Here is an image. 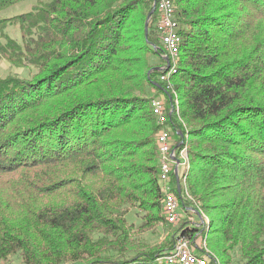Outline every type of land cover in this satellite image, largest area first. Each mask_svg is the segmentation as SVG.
Wrapping results in <instances>:
<instances>
[{"label": "trees", "instance_id": "trees-1", "mask_svg": "<svg viewBox=\"0 0 264 264\" xmlns=\"http://www.w3.org/2000/svg\"><path fill=\"white\" fill-rule=\"evenodd\" d=\"M21 1L0 0V13ZM31 1L0 15V57L29 70L0 76V264H166L157 258L179 236L201 250L205 239L210 264H264V0H174L179 117L153 63L163 61L156 8L145 32L153 0ZM159 94L189 160L171 172L172 192L208 222L197 215L147 245L139 233L173 224Z\"/></svg>", "mask_w": 264, "mask_h": 264}, {"label": "built area", "instance_id": "built-area-1", "mask_svg": "<svg viewBox=\"0 0 264 264\" xmlns=\"http://www.w3.org/2000/svg\"><path fill=\"white\" fill-rule=\"evenodd\" d=\"M154 3L157 9L155 31L163 47L162 56L164 59L167 58V62L160 69V79L166 83L167 89L173 93V97L170 96L171 107L169 114L174 110L179 117V98L172 88L170 78L177 71L180 55L179 46L181 39L179 32L181 25L175 14L176 6L174 0H154ZM151 108L160 127L156 135V144L159 152V183L163 192V213L166 221L174 224L180 218V207L176 196L172 192L170 174L174 171L176 164L178 167L180 165L182 170H185L189 160L186 147L181 148L178 152L173 148L175 141L173 138L174 131L167 122V111L163 101L159 98H152ZM176 157L179 158L178 163H176ZM182 173L179 176H182ZM201 218L204 219L205 223L208 222V217L201 216ZM200 245L202 250L198 247L193 248L189 239L179 236L176 238L173 248L157 259L159 262L166 264H210L209 253L211 252L206 247L205 239L202 240ZM194 250H198L199 253L194 252ZM214 262V264H220L217 258H214Z\"/></svg>", "mask_w": 264, "mask_h": 264}, {"label": "rangeland", "instance_id": "rangeland-1", "mask_svg": "<svg viewBox=\"0 0 264 264\" xmlns=\"http://www.w3.org/2000/svg\"><path fill=\"white\" fill-rule=\"evenodd\" d=\"M153 3H154V0H153L152 4ZM33 4H34V1H31V0L17 2L15 4L7 7L6 9H4L0 13V15H2V16H12V15H15V14H18V13H22V12H25V11L29 10L30 7ZM155 8H156V6H155ZM7 32L9 33V35L11 37H13V38H15L17 40L20 39V32H19L17 26L8 27L7 28ZM162 53H163V47H162V52H161V58L163 59V61H161V59L159 57H155L154 61H153L154 64H160V66H158V67H160V69L166 63V60L163 58ZM28 71L29 70L27 68H22V67L16 68V67H14L7 60H5L4 58L0 57V76H5V75L11 74V73H19V74H22V75H26V73ZM172 88H173V86H172ZM172 95H173V93H172ZM171 97H170V100H171ZM154 98L161 99L163 101V103H164V107L167 109V101H166V95L165 94H159L157 96L154 95ZM184 128H186V125H184ZM173 138H174V135H173ZM177 159H179V158H177ZM179 169H180V172L178 173V175H180L183 172L182 167L180 165L178 167V170ZM188 196H187L186 199L190 201L191 197H190V195H188ZM189 210H191V209H189ZM179 212H180V218H179V220L176 223L169 224V225H166V226L158 225L153 230H148V231H145L143 233H139L137 235L139 241L140 242H144L147 245H156V244L160 243L161 241H163L168 233H170V232L174 231L175 229H177L179 227V225L184 220L193 221V224L196 223L199 220V218L197 216L198 214L189 216V214L185 212L183 207H180ZM200 215L202 217H204V216L207 217V215L202 213V212H201ZM127 220L129 222L134 223V225L137 226L141 222V213H137V210L135 208H129V212L127 214ZM201 241H202V239H201V236H200L197 239L196 242L198 244H201ZM194 252L199 253L198 250H194ZM213 257H215V256H213ZM12 264H20L19 263V259L16 258V257L12 258ZM69 264H75V263H69Z\"/></svg>", "mask_w": 264, "mask_h": 264}, {"label": "water", "instance_id": "water-1", "mask_svg": "<svg viewBox=\"0 0 264 264\" xmlns=\"http://www.w3.org/2000/svg\"><path fill=\"white\" fill-rule=\"evenodd\" d=\"M155 11V3L152 4V8L151 10L149 11V13L147 14V17H146V20H145V32L147 33L148 31V23H149V20L153 14V12ZM153 49L157 51V47L156 46H153ZM166 62H167V58H165ZM156 70H160V67H157ZM151 72V70L148 72V74ZM176 160V163H178V159L175 158ZM174 173L176 174V176L178 175V166L177 164L175 165L174 167ZM198 216L199 218L201 219V215L198 213Z\"/></svg>", "mask_w": 264, "mask_h": 264}, {"label": "crops", "instance_id": "crops-1", "mask_svg": "<svg viewBox=\"0 0 264 264\" xmlns=\"http://www.w3.org/2000/svg\"><path fill=\"white\" fill-rule=\"evenodd\" d=\"M180 172V169L178 170V173ZM193 222V221H192Z\"/></svg>", "mask_w": 264, "mask_h": 264}]
</instances>
